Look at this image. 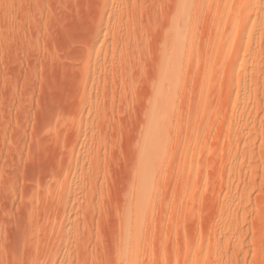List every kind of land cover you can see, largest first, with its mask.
<instances>
[{
    "label": "rangeland",
    "instance_id": "374dc122",
    "mask_svg": "<svg viewBox=\"0 0 264 264\" xmlns=\"http://www.w3.org/2000/svg\"><path fill=\"white\" fill-rule=\"evenodd\" d=\"M0 264H264V0H0Z\"/></svg>",
    "mask_w": 264,
    "mask_h": 264
},
{
    "label": "bare ground",
    "instance_id": "6f19581e",
    "mask_svg": "<svg viewBox=\"0 0 264 264\" xmlns=\"http://www.w3.org/2000/svg\"><path fill=\"white\" fill-rule=\"evenodd\" d=\"M188 3H190V1H188ZM184 5V4H183ZM186 5V4H185ZM190 5V4H189ZM189 7V6H188ZM191 7V6H190ZM181 8V7H180ZM187 8V7H186ZM186 11V10H185ZM180 12V11H179ZM183 12V11H182ZM186 13V15H187V11L185 12ZM180 15H181V13H180ZM185 15V14H184ZM180 17V16H179ZM185 17H187V16H185ZM178 38H180L179 36H178ZM182 39V38H181ZM181 39H178V40H180V42H182L181 41Z\"/></svg>",
    "mask_w": 264,
    "mask_h": 264
}]
</instances>
